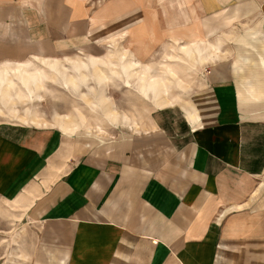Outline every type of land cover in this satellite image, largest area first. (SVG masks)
Wrapping results in <instances>:
<instances>
[{
	"label": "crops",
	"instance_id": "crops-1",
	"mask_svg": "<svg viewBox=\"0 0 264 264\" xmlns=\"http://www.w3.org/2000/svg\"><path fill=\"white\" fill-rule=\"evenodd\" d=\"M89 56L111 124L0 99V198L33 233L27 264H264V0H0L6 83ZM165 64L179 81L164 74L160 104L137 73Z\"/></svg>",
	"mask_w": 264,
	"mask_h": 264
},
{
	"label": "rangeland",
	"instance_id": "rangeland-1",
	"mask_svg": "<svg viewBox=\"0 0 264 264\" xmlns=\"http://www.w3.org/2000/svg\"><path fill=\"white\" fill-rule=\"evenodd\" d=\"M196 48L197 45L188 44L183 48V53L180 52L182 58L187 61L188 72L191 71L188 63L192 60ZM128 62V65H132L130 61ZM173 63L177 62L174 61L171 64ZM112 65L111 71L115 73V64ZM20 67L18 70L11 69L13 82L6 83V78L0 79V99H4V91H10L13 95L15 92L26 94L28 120L32 118L33 121H37L40 118L44 121L46 119L56 121L58 119L56 122L60 125L67 122V119L69 122L80 125H83L84 120L93 126L113 123L112 113L114 111L109 109L110 104H105L102 100L105 92L104 82H102L104 71L100 68L98 57L89 56L86 60L76 57L71 66H68L66 58L58 62L44 60V65L30 60ZM133 71L136 73L138 70L134 69ZM154 72L155 74L151 76L146 69L138 71L139 83L136 86L142 92H153L156 102L170 103L169 99L162 97L170 87L165 82L164 74L170 73L175 77V82H178L179 78H177L174 68L165 64V66L155 69ZM5 76L7 77V75ZM146 77L147 79H145ZM155 80L161 84L164 83L163 86L158 87ZM116 86L119 89L127 87L124 84ZM107 89L110 91L111 97L117 92L114 84L109 85ZM39 98L42 99L39 100ZM0 102L7 107L6 103L10 100H1ZM139 118H143V116L140 115ZM10 203L0 198V264H27L33 233L30 227L25 226L26 222L21 216L22 213L14 210L16 200H12Z\"/></svg>",
	"mask_w": 264,
	"mask_h": 264
},
{
	"label": "bare ground",
	"instance_id": "bare-ground-1",
	"mask_svg": "<svg viewBox=\"0 0 264 264\" xmlns=\"http://www.w3.org/2000/svg\"><path fill=\"white\" fill-rule=\"evenodd\" d=\"M20 66H22V65H20ZM20 66H17L16 69L18 70L19 68H21ZM9 69H10V68H9ZM23 69H24V68H23ZM5 70H6V68L4 69V71H5ZM143 80H144V79H143ZM155 82H156L155 84H157V86L160 87V88H161V86H163V84H164V83L161 84L160 82H158V81H156V80H155ZM145 86H146V85H145ZM162 88H163V87H162ZM163 89H164V88H163ZM163 89H162V91H163ZM163 93H164V92H163ZM163 93H162V95H163ZM162 97H163V96H162ZM163 99H166V98L164 97ZM166 103H168V102H166Z\"/></svg>",
	"mask_w": 264,
	"mask_h": 264
}]
</instances>
